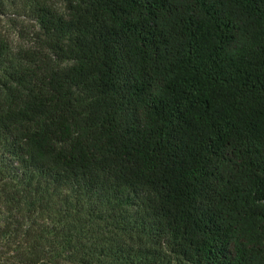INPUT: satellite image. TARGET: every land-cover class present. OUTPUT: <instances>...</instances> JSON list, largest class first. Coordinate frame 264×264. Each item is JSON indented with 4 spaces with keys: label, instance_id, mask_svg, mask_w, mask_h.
Instances as JSON below:
<instances>
[{
    "label": "trees",
    "instance_id": "obj_1",
    "mask_svg": "<svg viewBox=\"0 0 264 264\" xmlns=\"http://www.w3.org/2000/svg\"><path fill=\"white\" fill-rule=\"evenodd\" d=\"M0 264H264V0H0Z\"/></svg>",
    "mask_w": 264,
    "mask_h": 264
},
{
    "label": "rangeland",
    "instance_id": "obj_2",
    "mask_svg": "<svg viewBox=\"0 0 264 264\" xmlns=\"http://www.w3.org/2000/svg\"><path fill=\"white\" fill-rule=\"evenodd\" d=\"M13 16H5L1 19V28L4 33L10 38L12 44L16 42H20L23 37H28L30 27H28L29 23L26 20L20 19L14 24ZM27 33L28 35H25Z\"/></svg>",
    "mask_w": 264,
    "mask_h": 264
}]
</instances>
